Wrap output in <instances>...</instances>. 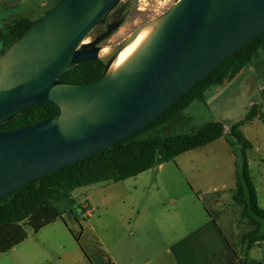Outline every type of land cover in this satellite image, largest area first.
<instances>
[{
  "label": "water",
  "instance_id": "95a60500",
  "mask_svg": "<svg viewBox=\"0 0 264 264\" xmlns=\"http://www.w3.org/2000/svg\"><path fill=\"white\" fill-rule=\"evenodd\" d=\"M121 1L60 0L0 54V127L37 104L58 110L0 131V200L137 134L264 33V0H179L140 51L110 73L128 41L106 59L99 39L82 43ZM89 60L106 65L98 79L60 80Z\"/></svg>",
  "mask_w": 264,
  "mask_h": 264
},
{
  "label": "rangeland",
  "instance_id": "374dc122",
  "mask_svg": "<svg viewBox=\"0 0 264 264\" xmlns=\"http://www.w3.org/2000/svg\"><path fill=\"white\" fill-rule=\"evenodd\" d=\"M58 1L0 0V28L20 16L28 17L34 21L38 20L49 7ZM178 1L122 0L107 19L91 32L82 45H89L102 35H104V41L100 43L99 47L107 48L117 45L125 41V38L132 35L138 27L152 23L163 16ZM111 25H115V28L108 32ZM2 48L3 45L0 42V53ZM254 62L260 63L259 69L264 72V51L259 52ZM260 73V76L264 75V73ZM218 88L220 87L210 88L207 97L210 95V90L214 91ZM228 99L232 100L230 96L220 98L216 103L211 104V108H208L202 101H195L186 111V114L192 118L189 128L221 120L225 127H229L233 122H239L241 118L244 119L247 115L246 108H242L244 104L233 107L225 103V100ZM240 116L243 117L240 118ZM242 128L241 131L244 134ZM245 133L256 146L255 151L251 154L252 159L255 160L252 167L253 172L263 170L260 150L264 146V122H258L254 127L246 129ZM216 148L215 144H210L183 154L165 164L160 177L161 181L157 180L156 170H151L144 178H132L113 184H100L97 187L102 191L95 195L94 199H91L94 209L91 216L85 219L83 218L85 210L81 208V204L84 205L85 200L77 199L72 209L75 215L83 219L81 231H78L80 233L78 238L84 245L91 247L96 246V240L101 243L99 238L104 239L110 252L117 256V254L122 255L123 253V245H115L117 239L114 234L118 231V235L124 237L123 242L126 247L134 246L140 250L143 246L150 249V247H155L157 241H151L152 244H146L145 241L142 245L139 243L141 233L135 228L139 219L138 215H143L162 229V232L156 230L162 234L163 238L162 241H159L160 248L174 252L179 264H204L206 263L205 256L198 248V239L191 237L181 240L188 233V229H184L186 218L190 216L187 212L188 209L193 204L200 203L202 207L203 204L209 207L213 215L212 221L216 223L215 245L213 246L211 243L212 250L208 260L212 264H217L221 254L227 251L223 257L225 264H237L234 252L228 253L231 248L225 239L239 254L241 239L250 229V225L248 220L242 216L243 208L233 200L237 182V162L230 160L228 153H222L215 159L212 154ZM231 148H228V152L235 155L234 149ZM58 207L64 211L69 205L62 202ZM58 223L59 226L48 228L40 240L28 227L30 240L21 246L20 253H27L33 249H44L42 252L37 251L41 255L37 260L38 264H90L75 240V235L64 224ZM261 252L258 247L251 251L249 264H261ZM7 253L9 251L1 254L0 264H15V260H8V258L15 259L17 252H13L11 254L13 256L8 258L6 257ZM31 261L28 259V264Z\"/></svg>",
  "mask_w": 264,
  "mask_h": 264
},
{
  "label": "trees",
  "instance_id": "16d2710c",
  "mask_svg": "<svg viewBox=\"0 0 264 264\" xmlns=\"http://www.w3.org/2000/svg\"><path fill=\"white\" fill-rule=\"evenodd\" d=\"M36 21L20 16L1 27L0 42L3 48L0 54L22 37ZM260 51H264V33L234 54L137 134L79 163L24 185L0 200V255L28 238L27 227L38 232L62 219L63 213L58 205L62 202L73 205L72 192L75 189L102 182L118 183L137 177L149 170H156L160 165L169 163L186 152L224 137L225 128L219 121L189 128L192 118L185 112L195 101L204 102L205 93L210 88L232 82L238 74L254 63ZM105 69L104 63L89 60L66 72L60 80L70 84H87L102 76ZM261 96L264 100V89ZM57 113L58 110L51 104H37L2 125L0 131L33 126ZM257 117L264 122L262 105L254 104L245 119L231 127L227 138L237 157V182L233 200L243 208L242 216L250 225V229L241 239L239 254L225 239L231 248L228 253L234 252L237 264H249V253L253 246L264 242V209L258 203L248 160V151L252 149V144L241 131L242 127ZM82 220L77 217L81 227ZM74 237L90 264H115L98 240L95 239L96 246L91 247L84 245L77 236ZM226 252L221 254L217 264H225L223 257Z\"/></svg>",
  "mask_w": 264,
  "mask_h": 264
},
{
  "label": "crops",
  "instance_id": "0c3cea01",
  "mask_svg": "<svg viewBox=\"0 0 264 264\" xmlns=\"http://www.w3.org/2000/svg\"><path fill=\"white\" fill-rule=\"evenodd\" d=\"M259 65H260V63L254 62L252 65H250L245 70H243L240 74H238L232 82L227 83L223 86H218L220 88H218L214 91L210 90V95L208 97H207V93H209V91H207L205 93L204 103L208 106V108H211L212 103H216L222 97H229L230 96L232 98V100H230V99L225 100L226 104H229L233 107L234 106L239 107L241 104H244V106L242 108H244V107L246 108L245 113H248L249 109L254 104H258V105H262L263 113H264V100L261 96V93L264 89V75H261V76L259 75V73L261 72L259 69ZM263 73L264 72H261L260 74H263ZM241 117H243V116H240V118ZM244 119L241 118L240 121H242ZM219 122L223 123L222 120ZM239 122H233V124L230 125L229 127H225V125L223 123L224 128H225V136L220 138L219 140L211 143V144H215V146L217 147L216 151L212 154V155H214L215 159H217L219 156H221L222 153H224V154L228 153L230 160H233V162L235 160V163L237 162L236 154L233 155L231 153L232 154L231 155L228 152V148L232 147V146L228 143L227 138L229 137V133H230L229 131H230L231 127L233 125L239 123ZM258 122H263V121L257 117L252 122L247 123L242 128V130L244 131L245 137L251 143H252L251 139L248 137V135L245 132H246V129L254 127L255 125H257ZM208 145H210V144H208ZM208 145H206V146H208ZM252 145H253L252 149L248 151V160H249L250 172H251L253 181H254L255 186H256L259 206L262 209H264V169L263 170L260 169V170H257L256 172H253L252 167L255 164V160L252 159L251 154L253 151H255L256 146L254 143H252ZM201 148H203V147H201ZM216 152H218V153H216ZM186 153H188V152H186ZM186 153H184V154H186ZM182 155H180V156H182ZM180 156H178V157H180ZM260 159H261L262 164L264 165V146L260 150ZM165 164H167V163L160 165L156 169V172L158 173V176H157L158 181H159V179L161 181L160 177L162 175V170H164ZM150 171L151 170L144 172V173H142L139 176L134 177V178H144L145 175L147 173H149ZM130 179H132V178H130ZM124 181H126V180H124ZM121 182H123V181H121ZM104 183L113 184L110 182H102V183H97V184H93V185H89L86 187L75 189L72 192V200L74 201V204L69 206L68 208H65V210L62 211V213H63L62 219L57 220L53 224L41 229L38 232L34 231L30 227L34 231V233L36 234L37 239H39V240L42 239L44 237L43 234H45V232H47L48 228H52L54 226H59L58 222H61L62 224H64V226H66V228L69 231L71 230V232L75 236L78 237V235L80 234L79 232L81 231V228H80L81 225L78 223V221H77L78 216L74 214L75 212L72 209V207L76 204V200L81 198V199L85 200V204L84 205L81 204V208H84V210H85V213L83 214V218L85 219V218L91 216V212L94 209V208H92L93 204L91 203V199H94L95 195H98L99 193H101L102 189L98 188L97 186H99L100 184H104ZM187 212L189 213L190 216L186 218L187 221H186L184 229H186V230L188 229L187 230L188 233L181 240H183L185 238L190 239L191 237H196L198 239L197 242L199 243L198 248H200V250L203 253V256H205L206 263H204V264H212L211 261L208 260V258L211 254L212 245L213 246L215 245L214 241L216 238V231H215L216 230V223L212 221L213 215L211 213V210L209 209V207L207 205L203 204V207H202V205H200V203H198V204H193V206H191ZM138 216H139V219H138V222H137L135 228L138 231H140V233H141V235L139 237V243H141L143 245L145 241H146V244H152L151 241H157V243L155 244V247H150V249H146L143 246H141L142 248L140 250H137L136 248H134V246L128 248V247H126V245H124V242H123L124 237L119 236L118 231H116V233L114 234L116 239H117V242L115 243V245H117V244L123 245L122 255L117 254V256H116V254L110 252V248H107L106 244L104 243V239L99 238L104 250H106V252L110 255L112 261L115 264H122V263L123 264L124 263H126V264H179L178 260H176V257H175L176 255L174 254V252L172 253V251L169 249L164 250L163 248H160L159 241H162L163 238H162V234L158 233L157 231L162 232V229L158 228L150 218L143 217V215H138ZM27 232H28V230H27ZM29 240H30V237L28 235V238L23 243L14 247L12 250H10L9 253H7L8 255H6L7 258L13 256V255H11L13 252H17V255H16L15 259L8 258V260H15V262L17 264H28V262H27L28 259H31L32 261L30 264H38L37 260L39 257H41V255L39 253H37V251L40 250V252H42V250H44V249L39 248L36 250H34V249L29 250V251H27V253H22V252L20 253L21 246L26 244ZM47 243H49V242H47ZM211 243H212V245H211ZM256 247L260 248L262 251L261 252L262 256L260 259L262 260L261 264H264V262H263L264 261V243L260 242L256 245H254L253 248L251 249V251H253ZM1 256L2 255H0V257ZM249 260H250V253H249Z\"/></svg>",
  "mask_w": 264,
  "mask_h": 264
},
{
  "label": "bare ground",
  "instance_id": "6f19581e",
  "mask_svg": "<svg viewBox=\"0 0 264 264\" xmlns=\"http://www.w3.org/2000/svg\"><path fill=\"white\" fill-rule=\"evenodd\" d=\"M157 22L158 21L156 20L149 25L144 26L132 40L130 38L131 35H128L125 38V41H128V44L124 47V49L119 53V55L113 62L109 70L110 73H114L121 69L138 53V51H140V49L147 43L151 35L154 33L157 27ZM114 47L115 45L107 48L102 47L100 50V57L102 59H106L114 52Z\"/></svg>",
  "mask_w": 264,
  "mask_h": 264
},
{
  "label": "flooded vegetation",
  "instance_id": "af4514ba",
  "mask_svg": "<svg viewBox=\"0 0 264 264\" xmlns=\"http://www.w3.org/2000/svg\"><path fill=\"white\" fill-rule=\"evenodd\" d=\"M104 41V35L99 37V41L95 44V47H99L100 43Z\"/></svg>",
  "mask_w": 264,
  "mask_h": 264
}]
</instances>
